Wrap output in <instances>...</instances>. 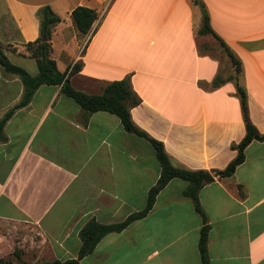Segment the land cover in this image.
I'll return each mask as SVG.
<instances>
[{"label": "crops", "instance_id": "1", "mask_svg": "<svg viewBox=\"0 0 264 264\" xmlns=\"http://www.w3.org/2000/svg\"><path fill=\"white\" fill-rule=\"evenodd\" d=\"M200 1L238 72L220 42L199 33L203 15L194 0H2L0 48L36 65L25 44L39 37L37 11L49 5L61 18L51 29L50 57L61 72L81 63L69 75L72 87L100 94L128 78L140 99L130 108L133 123L163 144L172 165L222 170L246 133L238 86L264 134V0ZM77 6L97 13L87 34L73 24ZM25 69L38 73L37 65ZM23 93L19 76L0 66V119ZM4 134L0 238L6 230L17 260L76 259L80 228L141 210L160 175L147 139L115 114L85 113L60 85H40ZM244 155L232 175L200 189L204 219L183 194L187 182L173 178L144 217L104 235L77 264H201L205 225L209 264H264V140H252Z\"/></svg>", "mask_w": 264, "mask_h": 264}, {"label": "trees", "instance_id": "2", "mask_svg": "<svg viewBox=\"0 0 264 264\" xmlns=\"http://www.w3.org/2000/svg\"><path fill=\"white\" fill-rule=\"evenodd\" d=\"M194 1L200 5L203 15L202 26L199 33L212 34L220 42L232 64L235 66L236 72H238L239 61L227 47L225 42L211 28L209 15L203 3L200 0ZM37 15L39 17V37L25 44L26 49L30 52V56L35 59L38 68V73L36 75H31L22 66L11 62L0 48V66L6 71L18 75L24 85L22 99L0 119V140H6L4 134V125L6 121L10 118L15 109L27 105L33 93L40 85H60L62 93L75 101L85 113L91 114L97 111H105L115 114L119 117L125 130L147 139L151 143L155 157L160 165V175L156 183L149 189L145 206L141 210L130 213L121 221L109 224L89 220L78 232L81 244L76 259H67L65 261L53 260L45 262L44 264H77L79 259L92 253L95 245L104 235L110 232H120L134 220L144 217L152 209L158 192L173 178H180L187 182L186 187L183 189V194L192 200L195 210L200 213L204 219L205 216L198 197L200 189L205 184L214 181L215 177H227L232 175L235 168L244 161L245 147L252 140H264V134L258 132L247 116L246 95L244 90L238 86L246 133L237 144L232 145L237 152L236 156L222 170H190L176 167L170 162L163 144L151 138L133 123L130 115V108L138 104L140 99L131 88L129 79L124 78L108 83L100 94H87L72 87L69 75L80 70L81 63L75 62L70 67L69 71L66 69L61 72L58 70L55 60L50 57L51 29L56 23L61 21V18L51 10L49 5L41 7L37 11ZM96 17V11L85 6H77L71 11L73 24L81 34H87L89 32ZM221 80L220 77H217L214 83L217 84ZM208 228L209 227L205 225L201 227L200 230L198 248L201 264H209L207 254ZM0 264H8V262L0 259Z\"/></svg>", "mask_w": 264, "mask_h": 264}, {"label": "rangeland", "instance_id": "3", "mask_svg": "<svg viewBox=\"0 0 264 264\" xmlns=\"http://www.w3.org/2000/svg\"><path fill=\"white\" fill-rule=\"evenodd\" d=\"M1 1L2 0H0V3ZM8 59L15 64L23 66L24 68H27L28 66L36 67V65L33 64L34 62L16 60L12 57H8ZM3 235H5L6 237L0 238V259L8 262V264H43L41 262L32 260L30 257H28L25 261H23L20 257L19 260H17V252L9 246V239L7 237L8 234L6 233V230H3Z\"/></svg>", "mask_w": 264, "mask_h": 264}]
</instances>
